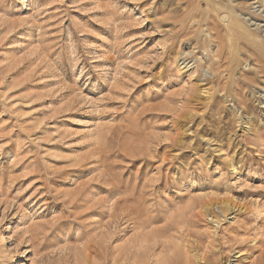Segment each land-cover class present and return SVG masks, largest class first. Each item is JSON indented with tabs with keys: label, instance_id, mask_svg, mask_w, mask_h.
Masks as SVG:
<instances>
[{
	"label": "rangeland",
	"instance_id": "374dc122",
	"mask_svg": "<svg viewBox=\"0 0 264 264\" xmlns=\"http://www.w3.org/2000/svg\"><path fill=\"white\" fill-rule=\"evenodd\" d=\"M257 1L0 0V264H264Z\"/></svg>",
	"mask_w": 264,
	"mask_h": 264
},
{
	"label": "bare ground",
	"instance_id": "6f19581e",
	"mask_svg": "<svg viewBox=\"0 0 264 264\" xmlns=\"http://www.w3.org/2000/svg\"><path fill=\"white\" fill-rule=\"evenodd\" d=\"M257 2H260V1H257ZM261 2H263V4H264V0H261ZM260 2V3H261ZM256 3V2H255ZM259 4V3H258ZM262 6V5H261ZM248 15V14H247ZM245 20V19H244ZM247 21V20H246ZM246 24V23H245ZM257 28V27H256ZM245 29H247V31H246V34H247V36L249 35V37H251V41H252V43L254 44V47H257V49H259V51H260V53H263V51H264V35L262 34L264 31H260V32H256L255 30L253 31H249L248 29H250V28H245ZM263 30V29H262ZM255 53V52H254ZM259 54V53H258ZM261 55V54H260ZM262 56V55H261ZM263 60H264V58H262ZM184 62V61H183ZM182 62V63H183ZM184 67V66H183ZM181 68H182V66H181ZM198 77H201L199 74L197 75ZM217 77V76H216ZM202 78V77H201ZM230 78V77H229ZM198 81V80H197ZM200 81V80H199ZM223 82V81H222ZM237 82V81H236ZM209 85V84H208ZM222 86V85H221ZM202 89V88H201ZM208 88H206V90H207ZM210 89V88H209ZM202 91V90H201ZM204 91V90H203ZM205 92V91H204ZM208 94H210V93H208ZM197 99V98H196ZM205 99V98H204ZM245 106V105H244ZM136 197V196H135ZM135 208H136V206H134ZM131 209V208H130ZM170 212V211H169ZM136 216V215H135ZM134 218V217H133ZM151 219H153V217L151 218ZM150 219V220H151ZM144 220V219H143ZM146 220V219H145ZM153 221H155V220H153ZM159 221V220H158ZM137 223V222H136ZM138 223H141V221H139ZM155 223V222H154ZM152 224V223H151ZM151 224H150V222H149V226H151ZM159 225V224H158ZM160 225H162V224H160ZM147 227H148V225H146ZM144 228H145V230L147 229V227H145V226H143ZM156 227V226H155ZM166 227V226H165ZM179 227V226H178ZM184 228V227H183ZM156 229V228H155ZM140 230V229H139ZM147 231V230H146ZM179 231H181V230H179ZM141 232H142V230H141ZM173 232V231H172ZM180 233V232H179ZM153 235V234H152ZM171 235V234H170ZM173 235V234H172ZM175 235V234H174ZM141 236V235H140ZM167 236H168V234H167ZM148 237H149V235H148ZM147 237V238H148ZM173 237V236H172ZM178 237V236H177ZM157 239H155V241H156ZM181 241V240H180ZM143 243H144V241H143ZM166 243H168V242H166ZM139 243H137V245H138ZM162 245V244H161ZM156 246V245H155ZM158 246V245H157ZM157 246H156V248H157ZM153 247V246H152ZM206 247V246H205ZM163 248V247H162ZM162 248H160V249H162ZM173 249V248H172ZM185 249V248H184ZM187 251V250H186ZM135 252H136V250H135ZM138 252V251H137ZM190 254H192L191 252H190ZM202 254V253H201ZM200 254V255H201ZM154 255V254H153ZM170 255V254H169ZM149 256H150V253H149ZM205 254H204V256H203V258H201V261L202 260H204L205 259ZM134 259V258H133ZM152 260V259H151ZM154 260V259H153ZM154 261H157L156 262V264H158V261L159 260H154ZM149 262V261H148ZM133 263V262H132ZM141 263V262H140ZM150 263H151V261H150ZM199 263V262H198ZM264 263V262H263ZM215 264V263H214Z\"/></svg>",
	"mask_w": 264,
	"mask_h": 264
}]
</instances>
